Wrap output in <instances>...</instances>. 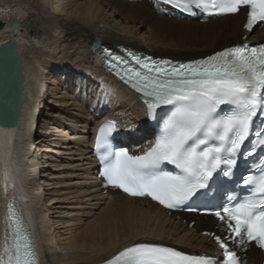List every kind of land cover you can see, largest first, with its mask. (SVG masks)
<instances>
[{
    "label": "bare ground",
    "instance_id": "obj_1",
    "mask_svg": "<svg viewBox=\"0 0 264 264\" xmlns=\"http://www.w3.org/2000/svg\"><path fill=\"white\" fill-rule=\"evenodd\" d=\"M31 7L37 12L33 16ZM4 16L0 44L9 38L11 21H22L15 38L22 56L24 103L16 127L0 126V245L10 202L29 213L40 264H97L137 242L161 243L186 254L214 253L213 237L201 234L219 233L220 222L213 216L167 211L147 198L129 197L102 186L92 149L99 124L107 118L117 119L121 140L134 153L149 146L153 132L148 129L142 101L103 68L98 57L101 47L95 44L99 41L115 47L124 43L155 56L190 60L242 38L261 40L264 26L247 33L243 11L191 17L158 0L5 1L0 19ZM141 27L146 28L143 34ZM31 29H36L38 36L33 38ZM64 75L70 77L69 82L63 81ZM52 98L56 104L79 109L80 115L69 116L73 125L66 127L64 121L47 118L68 117L64 109L50 104ZM42 107L48 110L47 115L44 111L39 114ZM65 154H77L80 164L74 166ZM69 168L79 171L67 175L83 181L65 193L57 185L64 183L59 178ZM71 192L87 196L82 198L88 200L84 201L90 204L87 206L96 201L97 207L105 206L97 215L89 211L84 213L85 219L67 220L64 217L71 212L54 204L66 200ZM73 221L79 222L77 227L69 225ZM229 245L238 248L232 242ZM247 252L249 264H261L259 249L251 246Z\"/></svg>",
    "mask_w": 264,
    "mask_h": 264
},
{
    "label": "snow or ice",
    "instance_id": "obj_2",
    "mask_svg": "<svg viewBox=\"0 0 264 264\" xmlns=\"http://www.w3.org/2000/svg\"><path fill=\"white\" fill-rule=\"evenodd\" d=\"M185 12L210 16L246 14L243 28L264 25V0H163ZM18 26L14 22L13 27ZM8 45H5L7 47ZM139 67L104 49L105 65L139 93L146 115L156 119L159 134L141 154L114 144L120 131L115 120L102 123L96 137L98 175L103 187L132 197L150 198L166 209H180L199 195H207L216 175L226 180L241 154L264 151V43L239 44L187 63L156 62L129 52ZM164 109L159 117L157 110ZM260 119L261 126H256ZM248 152L242 153L246 141ZM264 159V158H262ZM172 166L173 170H166ZM7 180V170H5ZM212 213L221 234L212 236L223 250L226 264H244L238 250H264V163L240 178ZM207 207V206H205ZM195 211L196 209H192ZM229 241L238 248H232ZM0 264H39L30 231L9 203L5 216ZM104 264H217L215 257L187 255L156 243L125 247Z\"/></svg>",
    "mask_w": 264,
    "mask_h": 264
},
{
    "label": "water",
    "instance_id": "obj_3",
    "mask_svg": "<svg viewBox=\"0 0 264 264\" xmlns=\"http://www.w3.org/2000/svg\"><path fill=\"white\" fill-rule=\"evenodd\" d=\"M14 22H18V26L13 27ZM0 26L3 27L4 22H0ZM21 26V20L13 19L8 28V40L0 44V126L3 127L18 125L24 103L22 56L15 38ZM31 34L35 36L37 32ZM95 45L99 46L100 42Z\"/></svg>",
    "mask_w": 264,
    "mask_h": 264
},
{
    "label": "rangeland",
    "instance_id": "obj_4",
    "mask_svg": "<svg viewBox=\"0 0 264 264\" xmlns=\"http://www.w3.org/2000/svg\"><path fill=\"white\" fill-rule=\"evenodd\" d=\"M3 1V2H2ZM7 2V3H9V2H19V1H21V0H0V6L2 5V3H4V2ZM84 1V0H83ZM34 9L31 7V9H30V11H32L31 12V15L33 16L34 14H36L37 12L34 10ZM4 21V20H6V18H5V16L4 17H2V19H0V21ZM32 31H36L37 32V30L36 29H31V31H30V34H31V32ZM140 33L141 34H143V33H145L146 32V28L145 27H141L140 28ZM31 36L33 37V38H35V36H38V33H37V35H35V36H33L32 34H31ZM237 43V42H236ZM120 45H124V43H120ZM229 46V45H228ZM47 73V72H46ZM66 75V74H65ZM65 75H64V78H63V81H66V82H69L70 81V77H65ZM55 99L56 98H52L51 100H52V102H50V104L54 107V108H60L61 110L62 109H64L65 111H66V113H67V118H64V120L63 119H61L59 116L58 117H52V116H47V118H52V119H56V120H58V121H60V122H65L66 123V127H67V125L68 126H70V125H73L74 123L72 122V120H70L69 119V116H71V115H80V111H79V109L76 107V106H74V105H70V104H56V102H55ZM65 100H68V99H65ZM62 101H64V100H62ZM72 102V101H71ZM70 102V103H71ZM44 111V115H47V113H48V110L47 109H44L43 107L41 108V111H40V115H41V113ZM93 126H95V124L93 125ZM37 130H38V128H37ZM38 134H39V131H38ZM37 134V135H38ZM43 135V134H42ZM44 135H45V133H44ZM69 135H72L71 133L69 134ZM93 135V134H92ZM36 145H40V144H36ZM36 145H34V147L36 146ZM93 149V148H92ZM76 156H78L77 154H65V158H68L69 159V162H73V165L74 166H76L77 164H80L75 158H76ZM48 167V166H47ZM76 168V167H75ZM75 168H69V169H64L65 170V172H66V174L65 173H63L62 174V177L61 178H59V179H61V180H63L64 181V183H62V184H59V185H57V187H59V189H61L62 191L61 192H65V193H69L68 191L69 190H72V189H70V187L72 186V185H74V183H80L81 181H83V179L81 180L80 178H76L75 176H69V175H67V172H78L79 170H77V169H75ZM52 171H54V172H57V170H52ZM51 188H53V187H51ZM57 189V188H56ZM59 195H64V194H62V193H60ZM82 198H85V199H88V197L87 196H84L83 194H81V195H78V194H73L72 192L68 195V198L66 199V200H60L59 202H56L54 205H60V209L62 210V211H68L69 213L71 212V216H68V217H64V218H66L67 220H73V219H78V218H86L87 217V215L86 214H84L85 212H89V211H92V212H96V215H97V213L100 211V209H102L101 207H103V206H105V204H100V205H98V207L94 204V203H96V202H94L91 206H87V205H90V204H88V203H85L84 201H88V200H82ZM104 201V200H103ZM53 203H51L50 205H52ZM88 207H92V208H88ZM72 217V218H71ZM84 221V220H83ZM72 223H74V224H72ZM71 224H69L70 226H74V227H77V223L79 224V222L78 221H73ZM81 223V222H80ZM81 225V224H80ZM68 227V226H67ZM65 229V228H64ZM203 236H209V235H207V234H204L203 233V231H202V233H201ZM185 249V248H184ZM189 251V250H188ZM194 252H197V250H194Z\"/></svg>",
    "mask_w": 264,
    "mask_h": 264
}]
</instances>
